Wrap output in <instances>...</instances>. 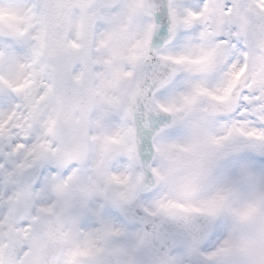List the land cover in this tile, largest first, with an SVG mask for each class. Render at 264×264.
I'll return each mask as SVG.
<instances>
[{
    "label": "snow or ice",
    "instance_id": "1",
    "mask_svg": "<svg viewBox=\"0 0 264 264\" xmlns=\"http://www.w3.org/2000/svg\"><path fill=\"white\" fill-rule=\"evenodd\" d=\"M0 264H264V0H0Z\"/></svg>",
    "mask_w": 264,
    "mask_h": 264
}]
</instances>
